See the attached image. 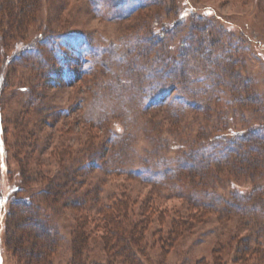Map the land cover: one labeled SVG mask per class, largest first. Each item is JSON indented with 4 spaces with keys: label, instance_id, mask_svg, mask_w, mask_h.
<instances>
[{
    "label": "rangeland",
    "instance_id": "374dc122",
    "mask_svg": "<svg viewBox=\"0 0 264 264\" xmlns=\"http://www.w3.org/2000/svg\"><path fill=\"white\" fill-rule=\"evenodd\" d=\"M22 1H31L34 9L0 10L3 23L16 28L7 49V87L0 90V264H20L4 241L12 197L41 196L46 186L38 178L51 174L53 184L66 176L71 187L77 188L72 177L75 168L68 167L64 173L61 168L73 165L79 148H90L94 142L103 154L78 156L82 162L89 161L79 168L82 190L95 183L90 196L103 198L116 191V184H123L140 200L151 185L134 175L127 179L125 174H105L114 162H124L127 170L139 169L143 162L174 157L178 143L201 141L218 130L264 124V0H152L126 17L127 8L110 10L102 0ZM8 27L4 26L6 31ZM163 53L178 59L172 67L184 70L177 77L185 78L187 88L195 91L192 95L186 89L185 94L194 107L187 109L183 103L174 114L172 106H156L158 95L170 99L178 90L173 88L171 72H159ZM228 62L235 65L232 72L226 67ZM18 82L26 89H15ZM242 84L250 89L239 92ZM247 96L255 99L245 102ZM12 133H25L30 142L33 137L37 140L24 162L27 171L18 162L22 154L20 158L12 148H5L13 140ZM24 171L37 182L27 187V193L14 191ZM244 179L237 195L259 184L254 178ZM229 189L230 184L225 191ZM208 195L195 198L211 200L212 194ZM237 195L231 202L237 203ZM60 206L52 204L51 208ZM63 206L67 227L61 231L52 264H67L71 257L68 242L73 217L69 203ZM161 206L168 214L163 224H158L157 216L149 227V241L156 243L148 247L150 264H213L216 249L220 264H240L234 261L238 257L235 245H225L233 233L241 237L249 232L245 224L240 225L244 219L234 209L219 206L161 255L157 239L165 236L168 216L174 210L185 212L188 205L175 197L161 200ZM55 223L61 225L62 220ZM92 247L94 253L84 256L83 264L108 262L97 244ZM247 263L254 264V256Z\"/></svg>",
    "mask_w": 264,
    "mask_h": 264
},
{
    "label": "trees",
    "instance_id": "16d2710c",
    "mask_svg": "<svg viewBox=\"0 0 264 264\" xmlns=\"http://www.w3.org/2000/svg\"><path fill=\"white\" fill-rule=\"evenodd\" d=\"M102 1L110 10L127 8L129 11L126 12V17L152 0ZM132 3H136V6L132 7ZM120 6L123 7L120 8ZM25 7L34 9L35 6L31 1L0 0V10H7L8 13L22 11ZM1 18L0 14V90H3L7 87L5 75L10 62L7 49L9 43L15 39L12 31L16 28L13 24L10 26L13 28L8 27ZM4 26L8 27L7 31ZM161 56L160 61L163 64L158 67L159 72H171L175 82L173 88L178 87V90L176 94L171 95L170 99L162 100L158 95L155 99L156 106H172L175 108L174 114L180 111L179 106L183 103L187 109L194 107L195 103L189 102L185 94L186 89L192 95L195 91L187 88L185 78L177 77L181 73L184 74V70L177 71L174 66L172 67L178 59L164 53ZM232 65L235 66L232 62L227 63L226 67L229 71L234 69ZM4 82L5 85H3ZM13 86L15 89L17 87L26 89L22 82ZM246 88L249 86L242 84L238 90L240 92ZM253 99H255L253 96H247L245 102H251ZM143 108L145 109V106ZM221 114L216 116L220 118ZM24 134L12 133L13 140L7 142L8 144L5 142V148L8 151L12 148L13 154L20 158L22 154V160L18 162L20 165L22 163V169L26 170L25 159L34 147L29 148L33 145V141L37 140L33 137L30 142L29 139L26 140ZM201 139V141L195 139L189 143H178L180 144L178 154L168 160L164 159V162L155 160L143 162L139 169L128 170L124 162L117 161L109 166L110 170L105 173L109 176L116 173L125 174L129 179L134 175L143 183L151 185L148 191L139 197L140 200L135 195L131 196V192H128L123 184H116V191L103 198L90 196L95 183L89 184L88 189L82 190L83 181L79 180L82 174L80 169L89 161L82 162V158L78 156L81 157L83 152L91 153L93 157L95 155L103 157V154L101 155L102 147L98 144L93 145L94 142L90 143V148H79L73 165L63 164L61 168L63 173L68 170V167L75 168V174L72 177L73 185L77 188L71 187V181L66 176L59 177L61 180L57 178L53 184L55 180L51 174L38 178V182L46 186L45 193L41 196L32 195L28 199L12 197L13 201L9 203L7 209L8 216L4 230L6 247L13 252L20 264H52L53 256L57 254L60 245L61 231L67 227V223L63 221L64 216H67L66 206L62 207V204L69 203L70 215H68L72 214L73 222L69 223L68 245L71 257L67 264H83V257L88 258V255L94 253L93 244H97V249L107 256L106 260L109 262L96 264H150L148 247L153 248L156 243L149 241L151 237L148 233L149 227L157 216L158 224H163L167 217L168 212L162 208L161 200L176 197L185 199L188 208L185 212L174 210L171 216H168L170 220L165 236L157 239L161 255H164L169 247L174 246L173 241L192 232L196 225L208 219L206 215L218 211V207L221 206L226 211L234 209L235 214L244 219L239 224L241 226L245 224L249 230L248 234L241 237L237 235V232L233 233L225 244L227 248L235 245L234 250L238 257L234 261L248 264L247 262L254 256V264H264V124H254L243 129L218 130V133ZM123 146L127 145L123 144ZM118 168L120 173L117 171ZM26 171L20 175L14 191L27 193V187L37 182L25 175ZM244 177L254 178V181L256 180L259 184H254L247 194L237 195L241 193L237 187L240 186V181L245 180ZM101 182L104 181L101 180ZM229 184L230 189L227 192L225 188ZM67 186L68 189H66ZM224 192H227L226 197H223ZM197 194L201 197L212 194V199L198 201L195 198ZM235 194L240 198L237 203L231 202ZM228 196L230 198L227 200ZM58 203H61L60 208L55 207L57 210L51 208L52 204ZM85 204L86 206L93 204V206L84 207ZM190 209H195V212H190ZM59 218L62 220L61 225L55 223V220ZM156 234L158 233L154 235ZM212 253L214 254L213 264H220L218 249ZM197 264H201L200 261Z\"/></svg>",
    "mask_w": 264,
    "mask_h": 264
}]
</instances>
